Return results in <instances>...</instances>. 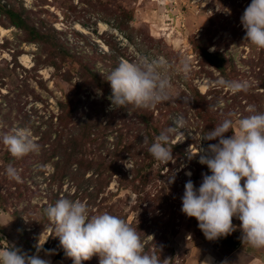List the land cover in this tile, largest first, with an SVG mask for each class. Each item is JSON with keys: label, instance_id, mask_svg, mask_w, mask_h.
Masks as SVG:
<instances>
[{"label": "rangeland", "instance_id": "374dc122", "mask_svg": "<svg viewBox=\"0 0 264 264\" xmlns=\"http://www.w3.org/2000/svg\"><path fill=\"white\" fill-rule=\"evenodd\" d=\"M250 3L251 0H1L0 4L7 8H24L27 21L48 33L53 43L41 46L28 42L26 34L11 25L8 16L0 12V28L5 31L4 34L0 31V136L26 128L40 146L38 152L15 159L0 142V198H3L0 247L12 244L29 255L36 254L30 247V240L38 229L33 218H41V206L48 205L51 199L58 200L62 193L72 194L79 189L72 179L49 183L53 168L50 161L42 160L45 150L57 140L54 131L61 130L58 135L66 144V139L72 137L70 133L79 124V118L73 117L64 130L58 127L56 116L58 103L74 95L79 82L76 69L81 65L107 76L122 60L131 62L142 55L163 57L170 65L173 84L170 100L188 96L187 88L191 85L207 95V100L217 96L218 111L222 114L230 110L233 120L248 116L249 105L264 111V50L244 39L246 32L240 22L244 12L241 8L245 9ZM225 19L227 25L230 24L227 32L223 31ZM233 28L237 32H233ZM208 29L217 32L211 37ZM210 37L208 50L219 47L231 59V79L207 66L200 72L202 57L194 49L193 42L206 44ZM54 44L65 48L71 58L59 61V51ZM185 59L190 63L187 76L180 70ZM68 71L72 72L70 81L63 76ZM220 80L246 81L249 88L234 94L222 87ZM81 94L83 100L88 97V102H96L97 109L103 110L101 125L109 126L108 147L114 141L112 130L116 128H124V132L130 130V134L136 135L134 144H139L137 136L145 140L139 108L129 105L126 109H113L108 99L110 94L94 86L83 88ZM183 103L182 112L169 109L165 102L146 109L152 112L155 123L164 125V130L175 127L173 120L178 116L184 118L183 129L168 133L171 137L168 147L172 148L174 160L165 164L148 152L145 158L147 180L136 184V188L123 187L118 183L120 176L114 175L99 196V205L88 207L89 214L95 215L100 206L113 207L109 210L112 214L116 213L136 229L140 225L145 251L160 255L161 260L169 259L168 264H202L205 256L213 264H249L253 259H258L257 264H264V248L257 249L241 242L238 219L233 218L237 230L231 235L209 241L198 228L197 220L181 212L185 183L191 179L199 187L204 173L199 155L191 159L189 156L205 144L195 124L193 104ZM108 114L114 117L107 118ZM86 148L90 150V145ZM135 152L140 156L126 154L124 160H119L123 173L129 177L137 158L140 161L145 157L139 145ZM102 155L108 156V152ZM9 164L17 169L19 181L7 176ZM188 172L191 176L186 175ZM89 175L90 172L86 177ZM173 176L174 182H170ZM77 199L87 201L86 198H72ZM29 206L32 215L27 209ZM22 229L26 231L23 234ZM49 232L50 228L44 230L41 240ZM39 255L50 264H70L57 259L53 249L42 247Z\"/></svg>", "mask_w": 264, "mask_h": 264}, {"label": "clouds", "instance_id": "9594fccd", "mask_svg": "<svg viewBox=\"0 0 264 264\" xmlns=\"http://www.w3.org/2000/svg\"><path fill=\"white\" fill-rule=\"evenodd\" d=\"M240 22L246 32L244 37L252 46L264 50V0H251L244 9ZM214 49H210L213 51ZM180 70L185 76L190 63L185 59ZM111 94L108 99L113 109H151L169 101L173 84L169 62L163 57L140 56L134 61L122 60L108 74ZM219 84L232 93L247 91L246 81L220 80ZM248 116L233 120L225 117L201 139L216 141L206 148L199 147V163L206 165L209 173H202L199 187L189 179L184 185L181 197V212L188 218H195L198 228L209 241L227 237L237 230L233 218L240 221L241 242L264 248V111L249 105ZM175 127L157 135L148 152L157 161L172 162V148H169V132L184 128V118L178 116ZM231 132L230 136L226 133ZM13 158L22 159L29 153L39 151V144L26 128L16 129L0 136ZM180 142V141H178ZM177 142V143H178ZM130 168V164H125ZM9 179L19 181L17 169L9 164L6 168ZM186 175L191 176L188 172ZM174 182V176L170 178ZM54 234L41 240L37 252L29 255L21 248L8 244L0 247V264H50L42 259L40 249L49 236L59 238L60 246L73 264H82L93 256L99 257V264H168L160 255L145 251L144 242L127 221L115 214L103 212L90 215L85 201L61 197L44 209ZM202 264H210L205 260ZM227 264V262H224Z\"/></svg>", "mask_w": 264, "mask_h": 264}, {"label": "trees", "instance_id": "16d2710c", "mask_svg": "<svg viewBox=\"0 0 264 264\" xmlns=\"http://www.w3.org/2000/svg\"><path fill=\"white\" fill-rule=\"evenodd\" d=\"M241 10L243 11L244 8H241ZM0 12H3L8 16L11 25L15 26L26 34L28 42H33L41 46H46L53 43L51 42V37L48 36V33H44V31L38 28L35 24H30L27 21V19L25 18V14H27V12L24 8L21 10H15L11 7L7 8L6 5L2 6L0 4ZM227 24V19H225V22L223 23L224 32H227V30H229L230 24ZM216 32L217 30L213 31L212 29H208V33H211V37ZM233 32H237V30L233 28ZM243 35H246V33H243ZM211 37L209 38V42H207L206 44H196V42H193L194 49L202 57V61L199 62V67H201L200 72H204V67L207 66L211 67L219 74L224 75L226 78L231 79L232 73L231 71H229V69L230 67H232V61L230 58H227L226 53L220 51L219 47H217L213 51L208 50V47L211 44ZM54 45L59 51V61H62L66 58H71L65 48L57 44ZM50 64L56 65L54 64V62H50ZM76 71L77 74L75 76L79 79V82L75 85L74 95L70 97V100H68L67 98L69 97H67L58 103L59 112L56 116V119L59 123L58 127L64 130L66 129V125L68 124L67 122H69L73 117L79 118V124L76 129L70 133L72 137L66 139V144L62 143L61 135H58L62 133L61 130L59 129L60 131L58 130L57 133L54 131L57 136V140L55 143L52 142L49 148L45 150L44 160L42 161H50L53 168L52 175L48 179L49 183H55L57 181L64 180L65 178L72 179L76 183H78L79 189H77L76 192L72 194H70L69 192H64L62 193V197L68 199H74L76 197H80L81 199L86 198L88 207H97L99 205L97 203L99 196L104 193L105 188L113 179L114 175L117 174L120 176V179H118V183L123 187L136 188L138 185L144 183L147 180L148 176L147 173H145L147 169L145 158L149 154L148 147L154 141L155 137L165 130L163 124L155 123L153 121L152 112H148L146 109L139 108L140 120L145 127V140L139 139L140 137L137 136L139 144H134V138L136 137V135L130 134V130L124 132V128H116L112 130L115 135L114 141L108 147L106 139L108 140L109 136V133H107L109 131V126L103 127L101 125V115L103 110L97 109L98 105L96 104V102H88V97L83 100L81 98V91L85 87L88 89L89 87L94 86L101 89L107 94H111L110 83L106 81L107 76L101 75L99 72H95L87 65H81L79 69H76ZM71 75L72 72L69 71L63 73L66 81L72 80ZM262 87L264 88V84H262ZM187 90L189 93L188 96L182 95V97L180 96L176 100L172 99L165 103L167 104V107L169 109L175 110V112L184 111L183 102L188 101L192 103L195 114V124L202 137H204L207 132L211 130L215 125L220 123L222 119L229 116V114H232L230 110H227L222 114L218 111L220 101L217 96H214L210 100H207V95L202 94L196 86L192 87L191 85H189ZM110 116L114 117V115L112 114L106 115L107 118H109ZM51 127L54 126L51 125ZM227 134L231 135L232 133L229 132ZM141 142L142 144H140ZM204 143V148H206L208 144L216 143V141L204 140ZM86 145H90V150L86 148ZM138 145L139 149L142 150V152L145 154V157L144 159H140V161L137 158L136 162H134L133 165L132 176L129 177L125 172L123 173V169L119 160H124L126 154H130L133 157L140 156L139 153H137L138 151L135 152ZM144 146L146 147L145 150L143 148ZM104 151L108 152V156L102 155ZM54 158H57L56 162L53 161ZM89 172L90 175L86 177L87 173ZM203 172L210 174L206 165H204L203 167ZM80 189H83V192L80 191ZM57 196L60 195L57 194ZM2 200L3 198H0V203L2 202ZM56 201L57 200L51 199L48 205H42L41 218H39L38 220L37 218H33L34 223L38 229L37 232L34 233L33 238L30 240V247L31 249H34L35 252H37L36 246L38 244L40 234L44 230L50 228L49 235L54 234L52 226L44 214V209L50 204H54ZM112 208L113 207L100 206V208L98 207V209L95 211L97 213H101L103 210H105V212L111 213L109 210ZM27 209L29 210L30 215H32L31 206H29ZM115 215L117 214L115 213ZM30 217L32 219V216ZM139 226L140 225L137 226V231L140 234L142 228ZM24 232L26 231L22 229L21 234H23ZM53 237L54 236H49V239L45 242L43 249H53L56 251L57 259L64 260L70 264H73L72 259L68 258L65 255L63 248L60 246L59 238ZM82 264H99V257L93 256L90 260L83 261Z\"/></svg>", "mask_w": 264, "mask_h": 264}, {"label": "crops", "instance_id": "0c3cea01", "mask_svg": "<svg viewBox=\"0 0 264 264\" xmlns=\"http://www.w3.org/2000/svg\"><path fill=\"white\" fill-rule=\"evenodd\" d=\"M205 260H208L207 256L203 257L202 262ZM256 260L258 261V259H253L252 261L249 262V264H257ZM209 261H210V264H213V262H211V260H209Z\"/></svg>", "mask_w": 264, "mask_h": 264}, {"label": "bare ground", "instance_id": "6f19581e", "mask_svg": "<svg viewBox=\"0 0 264 264\" xmlns=\"http://www.w3.org/2000/svg\"><path fill=\"white\" fill-rule=\"evenodd\" d=\"M0 31H1L2 34H4V32H5L4 29H1V28H0ZM23 60L26 61V57H24Z\"/></svg>", "mask_w": 264, "mask_h": 264}]
</instances>
